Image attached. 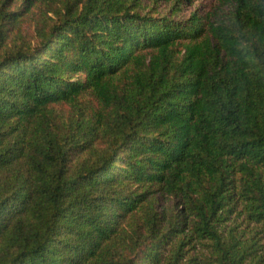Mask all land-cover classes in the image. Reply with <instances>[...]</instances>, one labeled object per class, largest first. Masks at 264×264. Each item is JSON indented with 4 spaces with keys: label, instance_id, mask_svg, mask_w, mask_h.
I'll return each mask as SVG.
<instances>
[{
    "label": "trees",
    "instance_id": "obj_1",
    "mask_svg": "<svg viewBox=\"0 0 264 264\" xmlns=\"http://www.w3.org/2000/svg\"><path fill=\"white\" fill-rule=\"evenodd\" d=\"M45 1L0 0V264H248L264 0H58L15 42Z\"/></svg>",
    "mask_w": 264,
    "mask_h": 264
},
{
    "label": "rangeland",
    "instance_id": "obj_2",
    "mask_svg": "<svg viewBox=\"0 0 264 264\" xmlns=\"http://www.w3.org/2000/svg\"><path fill=\"white\" fill-rule=\"evenodd\" d=\"M58 0H47L45 1V6H37L34 8L32 14L28 16L25 15L21 18V26L19 29H14L12 31V36L16 35L17 31L22 34L23 40L25 38L26 41H30L35 36V26L39 19H42L41 13L48 10L47 7H53L54 4ZM13 2V1H12ZM11 2V3H12ZM143 2L147 5L155 6L156 11L159 13H167L170 0H143ZM18 5V2H14L11 6V9H14L15 6ZM197 5L192 7H187L183 11V17H188L193 11H195ZM44 13V14H45ZM48 17H53L51 13L47 15ZM15 38V36L13 37ZM17 42V38H15ZM64 110H68L67 108H63ZM234 228L235 233L241 236V242L249 245L252 242H255V245L251 249V256L248 257V264H264V234L260 233V229L256 228L255 225L249 223L243 216H235L232 218L230 222H228V229ZM257 233V234H256ZM227 233H224V238H226ZM186 256L185 258H195L196 261L194 264H203L204 260L209 257L210 259V248L203 244L191 243L187 247H185ZM185 261V260H184Z\"/></svg>",
    "mask_w": 264,
    "mask_h": 264
}]
</instances>
